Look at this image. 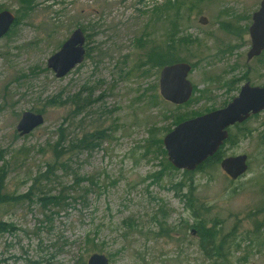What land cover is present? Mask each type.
Wrapping results in <instances>:
<instances>
[{
  "label": "rangeland",
  "instance_id": "1",
  "mask_svg": "<svg viewBox=\"0 0 264 264\" xmlns=\"http://www.w3.org/2000/svg\"><path fill=\"white\" fill-rule=\"evenodd\" d=\"M27 1L0 0L15 15L0 40V221L12 226L0 233V264H87L94 253L110 264H264V229L254 234L264 110L231 127L218 163L177 169L163 144L178 114L224 108L247 82L264 86V53L247 58L262 0ZM179 8L178 37L194 39L184 47L194 92L183 106L162 99L161 70L145 60L169 41ZM78 28L85 59L57 78L48 59ZM38 110L45 123L20 136L22 114ZM98 130V146L67 153ZM244 154L249 169L230 178L221 160ZM60 192L65 203L50 204ZM201 221L225 238L223 258L208 257Z\"/></svg>",
  "mask_w": 264,
  "mask_h": 264
},
{
  "label": "water",
  "instance_id": "2",
  "mask_svg": "<svg viewBox=\"0 0 264 264\" xmlns=\"http://www.w3.org/2000/svg\"><path fill=\"white\" fill-rule=\"evenodd\" d=\"M15 21V15L8 10L0 12V40L9 32ZM199 23L207 25L208 18L201 16ZM251 49L247 53L248 61L264 53V0L254 12L249 27ZM86 36L82 29H75L64 41L61 48L49 57L47 66L57 78L66 76L80 65L86 56ZM193 65L186 61L176 62L163 67L160 71V96L166 102L180 106L190 101L194 86L188 78ZM264 110V86L241 87L239 96L226 107L203 115L186 119L176 125L163 138L168 159L180 170L194 171L214 156L229 138V128L243 123L251 114ZM45 123L43 113L25 111L17 125L20 136L31 134ZM220 166L232 179H238L249 169L248 156L238 155L221 160ZM196 234L195 230H192ZM87 264H110L105 254H92Z\"/></svg>",
  "mask_w": 264,
  "mask_h": 264
},
{
  "label": "trees",
  "instance_id": "3",
  "mask_svg": "<svg viewBox=\"0 0 264 264\" xmlns=\"http://www.w3.org/2000/svg\"><path fill=\"white\" fill-rule=\"evenodd\" d=\"M23 2L29 3L27 0H23ZM168 2H171V0H169ZM160 6L162 8H166V4H162ZM180 11L181 8H179V10L177 9L174 12V19H172V17L169 16V23L171 24L169 41H167L166 43H161L159 45H154L149 49L145 60L150 67L161 70L163 67L176 62L190 61V49L184 47L188 46V44L190 42H193L194 39L191 36H187V35L178 37L179 36L178 28L182 26L180 25L181 22L179 18ZM38 112L42 113L41 110H38ZM186 119H188L187 116H184L183 114H178L174 118L175 124L178 125L179 123L183 122V120L185 121ZM105 132H106L105 130L103 131L98 130L93 133L92 131L86 132L81 138L77 139L75 142H71L70 144H68L69 148L67 149V153H69L71 149H79L80 151H83L84 149H93L94 147L98 146L100 142L104 139ZM219 152L214 154L213 157L209 158L203 165H209V163L212 162L218 163ZM57 157L59 156L57 155ZM201 166H199V168H201ZM2 186H3V181L1 180L0 187ZM48 198L51 200L50 204L61 205L62 203H65L68 196L65 193L60 192L58 195H50V197ZM255 212L256 213L254 214V216L256 217L254 222L256 226L254 228V234L259 232L261 229H264V204L260 205L255 210ZM192 215L195 216L196 218H202L201 215L195 213L194 209ZM197 227L202 232H204L202 239L204 240L203 244L206 248L204 250H206L208 257L223 258L224 253L222 251L224 249L225 238L222 239L219 238L220 236L217 231L218 227H216L215 225H211V227H207L202 221L198 223ZM11 228L12 226L8 225L3 221H0V233L6 232Z\"/></svg>",
  "mask_w": 264,
  "mask_h": 264
},
{
  "label": "flooded vegetation",
  "instance_id": "4",
  "mask_svg": "<svg viewBox=\"0 0 264 264\" xmlns=\"http://www.w3.org/2000/svg\"><path fill=\"white\" fill-rule=\"evenodd\" d=\"M247 83H250V82H247ZM245 84H246V83H245ZM250 85H251V84H250ZM251 86H252V85H251ZM252 87H253V86H252ZM227 105H228V104H227ZM227 105H226V106H227ZM261 112H262V111H261ZM259 113H260V112H259ZM256 114H258V113H256ZM251 116H254V115L251 114ZM251 116H250V118H251ZM250 118H248V119H250ZM248 119H247V120H248ZM244 122H245V121H244ZM241 124H243V123H237V124H235V125H233V126H235V127H240ZM233 126H231V127H233ZM231 127L229 128V133H230V131H231ZM229 136H230V135H229ZM224 142H225V141H224ZM225 143H226V142H225ZM225 143H224V144H225ZM224 144H223V145H224ZM223 145L220 147V149L223 147ZM219 151H220V150H219ZM219 151H218V152H219ZM218 152H217V153H218ZM195 232H196V231H195ZM196 233H197V232H196Z\"/></svg>",
  "mask_w": 264,
  "mask_h": 264
}]
</instances>
